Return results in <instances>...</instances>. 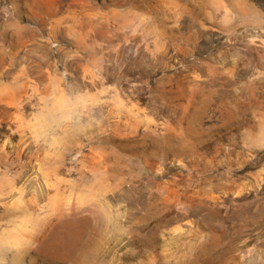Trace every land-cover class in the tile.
<instances>
[{
	"label": "rangeland",
	"instance_id": "rangeland-1",
	"mask_svg": "<svg viewBox=\"0 0 264 264\" xmlns=\"http://www.w3.org/2000/svg\"><path fill=\"white\" fill-rule=\"evenodd\" d=\"M0 264H264V0H0Z\"/></svg>",
	"mask_w": 264,
	"mask_h": 264
}]
</instances>
